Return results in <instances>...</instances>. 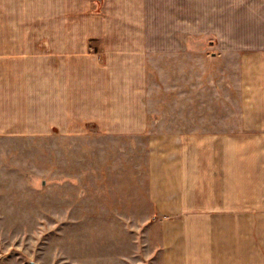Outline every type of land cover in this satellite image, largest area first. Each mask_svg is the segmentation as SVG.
Segmentation results:
<instances>
[{"label":"crops","instance_id":"obj_1","mask_svg":"<svg viewBox=\"0 0 264 264\" xmlns=\"http://www.w3.org/2000/svg\"><path fill=\"white\" fill-rule=\"evenodd\" d=\"M51 135L144 140L141 264H264V0H0V137Z\"/></svg>","mask_w":264,"mask_h":264},{"label":"rangeland","instance_id":"obj_2","mask_svg":"<svg viewBox=\"0 0 264 264\" xmlns=\"http://www.w3.org/2000/svg\"><path fill=\"white\" fill-rule=\"evenodd\" d=\"M189 39L220 55L215 35ZM145 167L144 140L0 137V264H141L157 243Z\"/></svg>","mask_w":264,"mask_h":264}]
</instances>
